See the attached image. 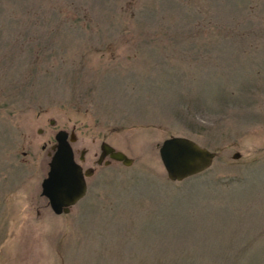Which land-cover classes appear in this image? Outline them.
<instances>
[{"label": "rangeland", "instance_id": "rangeland-1", "mask_svg": "<svg viewBox=\"0 0 264 264\" xmlns=\"http://www.w3.org/2000/svg\"><path fill=\"white\" fill-rule=\"evenodd\" d=\"M59 129L93 169L66 214ZM170 135L210 167L168 180ZM0 264H264V0H0Z\"/></svg>", "mask_w": 264, "mask_h": 264}, {"label": "water", "instance_id": "water-1", "mask_svg": "<svg viewBox=\"0 0 264 264\" xmlns=\"http://www.w3.org/2000/svg\"><path fill=\"white\" fill-rule=\"evenodd\" d=\"M53 138L55 143L51 147L52 153L47 162V171L40 181V195L46 199L47 205L54 214H66L70 207L84 196L85 178L92 174V168L82 170L74 160L70 145L75 141L72 131L67 133L59 129L54 133ZM157 152L165 175L170 181H181L203 172L210 167L214 158V152L184 136H168L158 145ZM105 156L125 166L132 162V159L122 151L101 141L96 164H100ZM237 157L238 153L234 152L232 158Z\"/></svg>", "mask_w": 264, "mask_h": 264}, {"label": "flooded vegetation", "instance_id": "flooded-vegetation-1", "mask_svg": "<svg viewBox=\"0 0 264 264\" xmlns=\"http://www.w3.org/2000/svg\"><path fill=\"white\" fill-rule=\"evenodd\" d=\"M51 147H52V145H51ZM72 148V147H71ZM51 150H52V148H51ZM72 152H73V150H72ZM73 158H74V154H73ZM97 159V158H96ZM74 160L76 161V159L74 158ZM109 162L110 160L108 159V157L107 156H105L102 160H101V162L103 163V164H105V162ZM79 165H80V167H81V169L82 170H84V169H86V168H82V165L80 164V163H82V162H84V150H81L80 152H79V154H78V156H77V161H76ZM95 163H96V160H95ZM101 164V163H100ZM107 164V163H106ZM87 168H91V167H87ZM92 171H93V169H92Z\"/></svg>", "mask_w": 264, "mask_h": 264}]
</instances>
